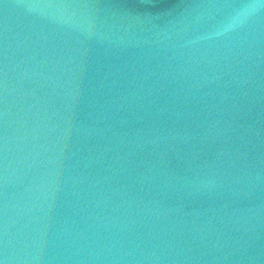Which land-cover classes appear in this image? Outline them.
Segmentation results:
<instances>
[{"label":"water","instance_id":"water-1","mask_svg":"<svg viewBox=\"0 0 264 264\" xmlns=\"http://www.w3.org/2000/svg\"><path fill=\"white\" fill-rule=\"evenodd\" d=\"M0 264H264V0H0Z\"/></svg>","mask_w":264,"mask_h":264}]
</instances>
